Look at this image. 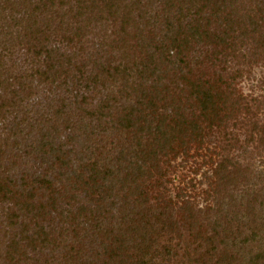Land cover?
I'll return each mask as SVG.
<instances>
[{
    "label": "rangeland",
    "instance_id": "374dc122",
    "mask_svg": "<svg viewBox=\"0 0 264 264\" xmlns=\"http://www.w3.org/2000/svg\"><path fill=\"white\" fill-rule=\"evenodd\" d=\"M145 1H150L147 6L150 15L134 17L137 24L132 26L130 34H137V38H131L130 44L134 43L133 40H138L139 36L145 40H138V43L147 45L154 36L161 38L165 34L170 37L177 33L180 36L187 31V21L200 26L202 32L198 33L199 36L202 35L183 47L185 62L175 59V63L158 64V73L161 76L157 85H152V78L146 79L145 84L149 86V91L151 90L157 98L155 106L159 113L167 116L166 125L169 127L165 134L169 137V142L166 147H161L159 141L148 138L155 135L151 133L155 132L154 127L149 128L150 134L147 133L149 130H146L147 134L144 132L145 135L141 137L142 147L149 150V160L145 164L149 170L145 168V173L138 178L143 184L146 200L138 206L146 211V219L150 218L152 222L154 219L151 215L159 209L169 214L171 222H174L172 229L169 228V231L157 236L160 244L172 247V252L170 255H164L158 246L156 257H152L155 264H212L204 254L212 245L218 243L220 236L214 234L215 222L221 220L222 226H218V229L225 225V212L229 209L231 197L246 187L243 178L250 177L255 181V176L264 169V4L259 0H237L235 4L238 10L235 13L239 17L233 16L234 14L230 17H208L210 7L207 6L200 14L184 13L185 17L177 22L178 17L172 14L174 8L169 17H166L167 14L162 10L165 0ZM167 25L171 26V30L168 31ZM93 33L97 34L93 46H84V52L81 51L79 57L89 63L86 53H90L88 56L92 57L100 44L103 50L97 57L99 65L106 66L110 62L106 61L108 54H112L113 58L119 61L116 45L112 44L113 49H109L108 45L114 38L113 28L96 24ZM210 35L220 36L224 38V42L220 43L217 38L212 40ZM87 37L92 39L93 36ZM55 41L61 42V37L55 38ZM64 45L66 43L62 41V46ZM163 46L169 51L172 49L169 40L163 42ZM8 50L2 52L5 56L0 61L2 79L10 86L0 88V98L10 102L9 90L20 91V82L24 84V91L16 96L14 112L6 114L5 119L0 118V142L9 137L7 127L12 123L13 116H16V121L25 119L18 126L19 131L15 137L17 144L12 143L14 138L11 137L7 141L8 146L13 147L12 151L20 156L15 160L13 168L11 167L10 176L16 182L18 190L36 188L35 196L42 202L47 194L58 191L69 196L70 204L67 205L66 199L63 198L61 205L51 209L41 222L46 230L55 227L54 237L61 241L60 245L54 247V252L50 250L53 245L44 249L24 248L27 255H21L19 264H66L62 256L70 248L90 256L98 250L101 253V242L106 235L100 232L95 234L94 225L104 223L106 227L113 226V233H119L126 228L121 226L119 230L116 213L117 208L126 203L124 201L134 200L130 194L132 191L128 189L133 184L118 183L115 184V191L99 193L98 181L90 180V167L87 165L96 160L99 166L114 159L121 149L129 144V138L124 132L118 133L113 128L107 129L106 132L98 126L93 128L96 122L89 128L77 125L67 128L63 124L64 118L60 117L57 123L46 119L51 117L53 108L59 106L61 98L67 105V110L74 109V101L79 99L71 94L74 88L78 87L84 95L91 96L82 103L86 108L100 104L110 89L113 92L117 90L109 85L108 81H104L103 74L98 79L97 87L93 88L92 82L88 83V91L82 88L84 79H81L79 84L75 81L76 85L67 81V86H63L60 83L63 80L62 74L56 76L52 82H48L51 78L43 81L34 74L38 65L35 64L33 54L26 51L23 44L12 45ZM138 50L140 51L135 53L133 63L130 62L141 68L140 60L146 63V59L143 48L138 47ZM94 57L90 59L96 61ZM147 62V65L151 64L150 60ZM98 67L88 66L90 76L98 71ZM70 68V72L74 73V68ZM198 90L212 97L209 102L206 101L208 103H199ZM131 99L133 102V95ZM7 111H10V108H7ZM70 119L78 121L77 113ZM84 123H88V120ZM52 125H55L58 131L55 132ZM67 136L70 139H67ZM38 139L44 142L52 141L56 147L61 144L60 152H49L46 150L48 148L40 149ZM122 156L125 159L131 157L126 150L119 155L121 159ZM137 161L140 162L138 159ZM219 163H223L225 171L233 175L232 179L226 180L224 176L216 175ZM124 165L119 164L117 168L122 169ZM220 171L218 170L219 173ZM124 173L123 168L118 173V178H122ZM41 175L53 180L52 189L34 181V178ZM217 180L221 182L219 190L215 184ZM235 182L237 188H234ZM114 192H118L122 201L111 196ZM100 195L104 199V207L101 206L102 203L94 206V200ZM111 201L117 204L110 206ZM3 202L5 203L0 202V205L4 208L12 205L10 200ZM83 204L93 205L91 209L98 214L101 212L102 215L97 217L99 222L93 221L94 211L90 213L87 209L78 212ZM130 206L132 205L124 206V212L131 209ZM69 208L76 214L72 220L67 214L66 209ZM103 208L113 215L111 219H108L107 215L103 216ZM219 208L224 212L220 213ZM212 235L210 243L209 238ZM4 244H0V247H4ZM46 260L48 261L45 262ZM0 264H11L8 263L5 253L0 252Z\"/></svg>",
    "mask_w": 264,
    "mask_h": 264
},
{
    "label": "trees",
    "instance_id": "16d2710c",
    "mask_svg": "<svg viewBox=\"0 0 264 264\" xmlns=\"http://www.w3.org/2000/svg\"><path fill=\"white\" fill-rule=\"evenodd\" d=\"M236 2L237 0H165L162 3L164 5L162 10L167 14L166 17H169L172 8H174L172 14L178 17L177 22L185 17L184 13H188V15L200 14L202 9L206 10L207 6L210 7L208 17H230L233 14V16L239 17L235 13L238 10ZM259 2L264 4V0H259ZM149 4L150 1L144 2V0H0V60L5 56L4 53L9 51L10 46L21 43L25 46L26 51L33 54V59L36 60L35 64L38 65L34 74L43 81L51 78V81L48 82H52L56 76L62 74L63 80L60 83L63 86H67V81L76 85L75 81L79 84L81 79H84L85 83L82 88L88 91L90 88L88 83L92 82L93 88L97 87L98 79L103 74L104 81H108L109 85L114 86L117 90L113 92L110 89L100 104L86 108L83 104L91 96L84 95L78 87L74 88L71 90V94L79 98L74 101L76 103L74 109L67 110V105L61 98L59 106L54 107L51 117L46 119V121L57 123L60 117L64 118L63 124L67 128H71L72 125L89 128L93 122H96L93 128L98 126L103 132L113 128L118 133L124 132L129 138V144L125 145L114 159L103 162L99 166L96 160L87 165L90 167V180L98 181L99 193L115 191V184L126 183L127 185L128 182H132L133 186H129L128 189L132 191L130 194L134 200L124 201L126 203L121 204L122 206L117 208L116 213L120 224L119 230H121V226L126 228H122L123 230L119 233H113V226L106 227L104 223L95 224L94 233L98 235L100 232L106 235V238L101 242L103 251L101 253L99 250L95 251L90 256L85 253L80 254V250L70 248L62 256L63 262L66 264H155L153 258L158 253V246L161 247L164 255H170L172 252V247L160 244L159 237H157L174 226L169 214L167 215L159 209L158 212L151 215L154 219L152 222L150 218L146 219V211L138 206L146 202L142 189L143 184L138 178L145 173V168L149 170V167H145L149 160V150H144L142 147L141 137L145 135L146 130H149L147 133L150 134L149 128L154 127L155 132L151 131V133L155 135L148 138L159 141L158 144L161 147H166L169 142V137L165 134L169 127L166 125L167 116L159 113L155 106L157 98L151 90L149 91V86L145 82H147V78H152V85L158 84L157 81L161 76L158 73V64L175 63V59L185 62L186 55L183 47L201 37L202 34L199 36L198 32H202V30L200 26L187 21V31L181 33L180 36L179 33L170 37L164 34L163 38L154 36L148 45L146 43L139 44L138 40H145L139 36L138 40H133L134 43L130 44L131 38H137V34H130L132 26L137 24L134 17H149L150 11L147 9ZM96 24L113 28L114 38L108 45H110L109 49L114 48L112 44L116 45L119 61H116L112 54H108L106 61L110 62L106 66L99 65L97 57L103 50L101 49L103 46L100 44L92 56H95L96 61L90 59L92 58L88 56L90 53H86L89 63L79 57L81 51L84 52V46L87 44L93 46L94 37H97V34L93 33ZM167 27L168 31L171 30L170 25ZM88 35L93 36L92 39H88ZM214 36L210 35L209 38L212 40L217 38L220 39V43L224 42V38ZM59 37L66 45L62 46V41H55V38ZM167 40L172 43L171 51L163 46V42H167ZM138 47L143 48L146 59V63L140 60L141 68L132 64L133 58L136 56L135 53L140 51H137ZM2 52L4 53L2 54ZM149 60L151 64L147 65ZM91 65L94 68L100 66L92 76L87 69ZM70 67L74 68V73L70 72L72 71ZM1 69L2 62L0 61V88L9 87V83H5L2 79ZM163 73L165 72L163 71ZM19 85L20 91L9 90L12 103L0 98V118L4 117L5 119L6 114L14 112L16 96L24 91L22 90L24 84L20 82ZM206 94V92L198 90L200 104L208 103V100L212 98ZM132 95L134 96L133 102L131 101ZM7 108H10V111H7ZM203 108L205 107L203 106ZM70 111L72 115L77 113L78 121L70 119L72 116ZM86 119L88 123H84ZM24 120L16 121V116H13L10 126H6L9 131L8 136L14 138L12 141L14 145L17 144L15 137L19 131L18 126ZM154 124L155 126H152ZM51 127L55 132L58 131L55 125ZM9 137L0 142V202L5 203L4 200H10L12 203L11 206L5 208L0 205V244L5 243L4 247H0V252L5 253L8 263L19 264V261L22 260L20 259L21 255L23 257L27 255L24 248L44 249L53 245V249L50 248V250L54 252V247L57 248L60 245L61 241L54 237L55 227L46 230L41 222L45 220L44 215L50 213L51 209H56V206L61 205L60 202L63 198L66 199L67 205L70 206V204H68L69 196L64 195L63 192H50L42 202L39 197L35 196L36 188L31 187L27 191L22 188L16 189V182L10 176V171L16 164L15 160L20 156L12 151L13 147L8 146ZM70 137L67 136V139ZM38 143L40 149L48 148L46 150L49 152L52 150L60 152L61 144L56 147L53 146L52 141L44 142L42 139H38ZM125 150L131 157L125 159L122 156L121 159L119 155ZM182 154L184 155V153ZM122 163L125 164L123 167L125 173L119 179L118 173L123 168L118 169L117 167ZM225 169L224 164L219 163L216 175L224 176L226 180L227 178L232 179L233 175L226 172ZM218 170H221L220 173ZM243 180H245L243 184L245 183L246 187L231 197L229 209L225 212V218H227L225 225L218 229V226H222L221 220L215 222L214 234L220 236L218 243L212 245L204 254L208 256V260L212 264H264V169L255 176V181H252L250 177H244ZM22 181L23 179L20 183L21 187L23 186ZM34 181H39L46 188L52 189L53 180L46 176L41 175L39 178H34ZM215 184L218 188L221 185L220 180H217ZM235 185L234 188H237L236 182ZM111 196L122 201L118 192L112 193ZM103 201L104 199L100 195L94 200V206L102 203L101 206L104 207ZM115 203V201H111L109 204L115 206ZM126 205L132 206H130L131 209L124 212L123 207ZM92 206L83 204L79 207L78 212L88 209L91 213L94 211L91 209ZM134 208L137 210L135 211ZM66 210L69 218L74 219L76 214L70 208ZM218 210L220 213L224 212L221 208ZM102 211L104 212L103 216L107 215L108 219L113 217L105 208ZM100 214L101 212L98 214L94 211L92 214L94 222H99L97 217ZM96 219L97 221H95ZM212 238L213 235L209 238L210 243ZM50 256L53 258L52 253Z\"/></svg>",
    "mask_w": 264,
    "mask_h": 264
}]
</instances>
